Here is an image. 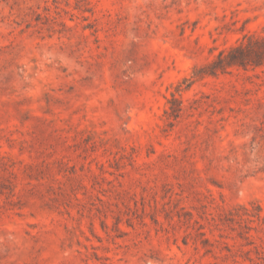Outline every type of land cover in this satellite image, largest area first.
<instances>
[{"label": "rangeland", "instance_id": "374dc122", "mask_svg": "<svg viewBox=\"0 0 264 264\" xmlns=\"http://www.w3.org/2000/svg\"><path fill=\"white\" fill-rule=\"evenodd\" d=\"M264 0H0V264H264Z\"/></svg>", "mask_w": 264, "mask_h": 264}, {"label": "trees", "instance_id": "16d2710c", "mask_svg": "<svg viewBox=\"0 0 264 264\" xmlns=\"http://www.w3.org/2000/svg\"><path fill=\"white\" fill-rule=\"evenodd\" d=\"M238 45L219 52L216 58L209 64L215 75L218 71L225 72L229 68L259 66L264 63V38L249 36Z\"/></svg>", "mask_w": 264, "mask_h": 264}]
</instances>
